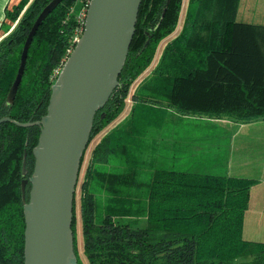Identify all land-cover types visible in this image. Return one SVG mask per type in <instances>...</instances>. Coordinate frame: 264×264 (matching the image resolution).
I'll use <instances>...</instances> for the list:
<instances>
[{"label":"trees","instance_id":"1","mask_svg":"<svg viewBox=\"0 0 264 264\" xmlns=\"http://www.w3.org/2000/svg\"><path fill=\"white\" fill-rule=\"evenodd\" d=\"M49 1L20 0L8 9L16 23L0 38V116L34 121L47 111L54 69L78 23V0H60L41 21L12 100L9 93L29 30ZM239 4L187 0L174 33L184 0H142L119 82L97 109L81 158L72 219L78 264L79 181L83 251L91 264H264V239L243 234L257 177L167 167L155 156V129L169 120L264 118V22L239 17ZM128 97L129 111L107 128ZM40 130L36 121L0 122V264H24L21 181L33 172ZM101 132L81 175L86 150ZM30 187L29 180L27 200ZM244 254L253 257L235 260Z\"/></svg>","mask_w":264,"mask_h":264},{"label":"water","instance_id":"2","mask_svg":"<svg viewBox=\"0 0 264 264\" xmlns=\"http://www.w3.org/2000/svg\"><path fill=\"white\" fill-rule=\"evenodd\" d=\"M60 0H50L33 22L12 83V100L22 79L33 35ZM142 0H89L84 29L52 83L47 111L33 147L32 174L21 181L25 213L24 264H78L72 229L81 158L97 109L119 82ZM29 124L10 115L3 120ZM31 181L29 199L26 184Z\"/></svg>","mask_w":264,"mask_h":264},{"label":"rangeland","instance_id":"3","mask_svg":"<svg viewBox=\"0 0 264 264\" xmlns=\"http://www.w3.org/2000/svg\"><path fill=\"white\" fill-rule=\"evenodd\" d=\"M85 2L86 0H78L74 5V9L76 8L78 10ZM186 5L187 0H184L179 24L174 33H176L182 25ZM238 16L256 22H264V0H258L256 2L253 0H240ZM171 37V35L167 36L160 43L157 56L161 52L165 41ZM157 56L155 57L153 64L146 71H144L138 79L135 80L133 87L137 81L141 79V77L151 71L155 61L157 60ZM131 102V98L128 97L123 113L107 128L119 121L129 111ZM199 120V118H194L193 116L190 118L187 117L182 122H178L176 119L169 120L167 122L168 124H165L164 127L155 129V134L158 136L159 140V143H157L158 147L155 150L157 161H160L163 166L167 167L173 166L177 168L206 170L217 173H224L228 170L232 173H237L240 169H244L246 171L253 170L252 174L264 172L262 171V168L261 170H255L256 163L259 161L258 158H255L258 157L256 152L260 148H264V130H254L253 128L246 130L245 127L237 128V126H232L231 131H229L222 127H214L203 122L200 123ZM103 132L95 136L88 146L81 175L83 174L92 145ZM186 140L195 141V145L184 150L185 147L181 144V142ZM174 142L176 144H173ZM250 156H253V158L244 159L246 157L249 158ZM260 157L262 159H260L259 163L263 161L264 155H261ZM256 182H254L251 186L254 191V199L248 204V208L245 213L243 234L245 237L252 239H264V207L261 209L260 203L257 201V195L260 201V192L264 189V180H256ZM80 185L81 183L79 181L76 196V243L80 256L84 261L82 264H91L83 251L84 234L79 209ZM95 189L100 191L99 188ZM252 257L253 254H244L236 257L235 260L246 262ZM79 264H81V262Z\"/></svg>","mask_w":264,"mask_h":264},{"label":"crops","instance_id":"4","mask_svg":"<svg viewBox=\"0 0 264 264\" xmlns=\"http://www.w3.org/2000/svg\"><path fill=\"white\" fill-rule=\"evenodd\" d=\"M20 0H0V38H2L6 33H8L12 27L15 25L16 21L12 20L11 17L8 14V9H10L15 3H18ZM254 2L258 0H253ZM190 118V117H189ZM198 118V117H197ZM203 118V117H202ZM205 121L204 123L207 125H211L214 127H222L224 129H227L231 131L232 126H237V128H242L245 127L246 130H250V128L255 129H262L264 130V118L256 119L253 121H248V122H240L231 118H211V119H206L203 118ZM173 144H176L175 142ZM181 144L184 145V150L189 149L190 147H193L195 145V141L191 140H186L182 141ZM256 155L258 157V160L262 159L260 156L264 155V148H260L257 152ZM253 156H250L249 158H244V159H252ZM257 161L255 170H261L264 171V159L262 162L259 163ZM242 165V164H241ZM239 172L233 173V174H241V175H249V176H254L257 177L258 181L264 180V172H260L259 174H252L253 170L246 171L244 169L238 170ZM228 173H232L230 170L227 171ZM257 183V182H256ZM263 191L260 192V201L258 199L257 195V201L260 203V208L262 209L264 207V195ZM253 187L250 189V198H249V203L251 200L254 199L253 197ZM262 199V200H261Z\"/></svg>","mask_w":264,"mask_h":264},{"label":"built area","instance_id":"5","mask_svg":"<svg viewBox=\"0 0 264 264\" xmlns=\"http://www.w3.org/2000/svg\"><path fill=\"white\" fill-rule=\"evenodd\" d=\"M88 3H89V0H86V2L82 5V7L77 10V20H78L77 26L74 29V33L71 37V42L69 46L67 47L66 53L62 57L60 63L54 69V72H53L54 77L58 74L62 64L64 63L65 59L69 55L70 51L73 49L77 39L79 38V36L81 35L84 29V21H85V17L87 13Z\"/></svg>","mask_w":264,"mask_h":264}]
</instances>
